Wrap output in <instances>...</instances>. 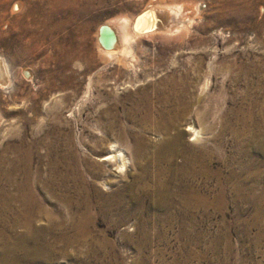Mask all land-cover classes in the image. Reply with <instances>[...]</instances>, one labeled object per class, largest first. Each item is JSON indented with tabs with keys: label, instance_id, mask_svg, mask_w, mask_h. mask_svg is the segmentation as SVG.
Segmentation results:
<instances>
[{
	"label": "rangeland",
	"instance_id": "374dc122",
	"mask_svg": "<svg viewBox=\"0 0 264 264\" xmlns=\"http://www.w3.org/2000/svg\"><path fill=\"white\" fill-rule=\"evenodd\" d=\"M15 1L0 0V254L8 242L19 264H264V150L239 121L264 124V0H170L176 34L133 38L127 65L97 51V30L157 0H19L11 12ZM176 128L186 145L207 140L209 173L196 165L193 181L212 203L131 201L125 184ZM114 142L143 146L119 174L101 160ZM119 188L122 202L103 201Z\"/></svg>",
	"mask_w": 264,
	"mask_h": 264
},
{
	"label": "bare ground",
	"instance_id": "6f19581e",
	"mask_svg": "<svg viewBox=\"0 0 264 264\" xmlns=\"http://www.w3.org/2000/svg\"><path fill=\"white\" fill-rule=\"evenodd\" d=\"M10 1L12 0H5V6H4L5 8L7 7ZM169 1L170 0H157L152 2L143 11L139 12L138 14L136 13V15L134 16H130V17L120 16L108 22H105L104 25L97 30V44H96L97 51L100 54H102L103 57L110 60L115 59L125 65L126 63H128L127 61L129 57L134 58L135 56L133 54L134 52L132 53L131 51L132 48L130 45V41L133 40V38L143 36V34L147 32H149L147 35L150 36L162 35V34L169 35L172 29H174L173 27H176V25L173 24L174 26L171 27L169 26L168 24L169 22H168L166 23L165 26V22L168 20L170 12H174L175 16H177L176 14H178L179 11L177 9L178 8L177 6L173 7V5L175 4L174 2H173L174 4L172 3L173 5L172 6L170 5L169 9H167L168 4L170 3ZM22 5H23L22 1L19 0L15 1L11 9V12L14 11V8L18 11L19 8L22 7ZM187 8H185V10ZM181 17L184 16L182 15ZM189 22H191V19ZM188 24L190 25V23ZM177 27L179 26L177 25ZM176 29L178 30V28ZM177 32L180 31L178 30ZM181 32L183 31L181 30ZM133 60H135V58ZM22 72L24 73V75L29 77L30 73L28 74L27 69H24ZM8 73L9 70L7 64L0 57V83L6 84L10 81L8 77ZM179 81L174 80L172 82L169 93L171 92L172 94L176 95L179 104L185 108V106L186 107L188 106L186 105V102H184L183 96H185L184 94H186L188 90L186 88L187 86L183 85L184 83H186L185 80H181L180 82ZM167 101H169V99H167L166 102ZM182 112L184 113V110H182ZM241 113L243 112L241 111ZM245 120L246 118L245 116L243 117V115H242V119L241 117L239 119V121L240 122L242 121L243 123V125L241 126L243 127L245 131V135L248 138V142H249L248 144L253 145L254 147L256 145L258 148L261 149L259 150L260 152L263 151L264 124H262L261 122L259 123L256 122L251 128L253 129V131L250 132L251 130L250 129L248 132V125H247V121ZM198 123H199V119H198ZM165 126L170 127V126H175V124H173V122L171 121H167V124ZM199 127H200V123L198 124V127H195L194 125L190 124L189 129L191 130V136H192L191 140H193L194 143L202 139L201 136L203 132ZM235 130H236V134H235L236 140H239L238 136L240 135V133L237 131L236 128ZM114 143L111 145L110 151L107 153V155L103 156L101 160L106 161V163L109 165H113L115 167V168L113 167L114 168L113 172H118L119 174V172L122 171L124 167H126L129 160L130 161L133 160L134 163L135 160L139 158L138 154L140 153L143 146L137 144L136 146L133 147L131 153L128 154L124 149L125 147L124 148L120 146L116 147L117 144ZM206 143L207 140L201 142V146L186 145L183 141L182 133L179 131V129L177 130V128L173 134H167L162 144L155 148L153 154L148 156L147 160L144 163H142L141 165L139 164L140 172L137 173V176H134L130 182L125 184L124 189L126 190V194L129 196L130 200L135 201L138 199L139 194H143L144 196L151 197L153 199L151 203L155 206L166 205L168 207L169 205L178 202H180L183 205H189V206H195L197 204H201V205L211 204L212 203L211 200H208V198L202 197L197 193V190L194 185L195 181H193L195 175L197 174L195 170L196 165H201L203 167V171L205 172V174L207 173V171L209 173L210 169L208 168L209 167L208 165L211 160V155L207 152L208 150L206 149L207 148ZM177 155H182L183 157L182 164L181 163L177 164L173 162L174 157ZM163 162L167 163V165L164 166ZM206 176L207 178H210L208 174ZM106 181L108 180H103L102 182L104 184H108L109 181L108 182ZM172 187H174V190H170ZM121 189L123 188L116 189L112 194L106 196L103 201L108 202L110 204H114L115 202L117 203L122 202L123 198L120 193ZM115 208L116 206L113 208L109 207V210H114ZM36 234H38V232L34 230L33 227L28 229L27 235L23 236V241L27 237L30 238L35 237ZM18 247L21 246L18 244L9 245L8 242L1 243L2 253L0 254V263L19 264L21 260L15 258L14 256H11L12 251ZM37 253L38 251L35 250V252L33 251L28 256L31 258L33 254L36 255Z\"/></svg>",
	"mask_w": 264,
	"mask_h": 264
}]
</instances>
